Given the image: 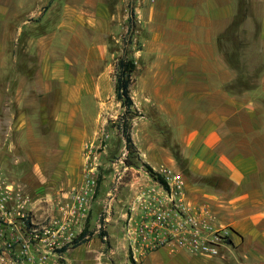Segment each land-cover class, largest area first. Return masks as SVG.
I'll return each mask as SVG.
<instances>
[{"label": "crops", "instance_id": "0c3cea01", "mask_svg": "<svg viewBox=\"0 0 264 264\" xmlns=\"http://www.w3.org/2000/svg\"><path fill=\"white\" fill-rule=\"evenodd\" d=\"M145 1L134 6L131 166L180 173L186 201L231 234L214 256L163 246L135 261L123 225L153 182L124 178L105 209L107 173L91 211H104L106 241L84 236L64 251L65 264H264V0ZM121 13L114 0H0V122L15 171L38 180L35 218L53 215L80 182L83 144L113 103L121 108L109 61ZM253 58L259 77L237 81V59Z\"/></svg>", "mask_w": 264, "mask_h": 264}, {"label": "built area", "instance_id": "2783aa9c", "mask_svg": "<svg viewBox=\"0 0 264 264\" xmlns=\"http://www.w3.org/2000/svg\"><path fill=\"white\" fill-rule=\"evenodd\" d=\"M108 138L109 133L100 130V141ZM97 141L98 138L83 144L81 180L65 195L57 198L53 215L35 221L25 217L23 207L17 211L23 221L19 227L21 239L16 263L65 264L64 250L82 233L97 192L100 156ZM127 156L128 149L123 145L120 156L113 163L121 164V171H115L104 208H111V201L125 174L131 172L133 179L143 178L153 182V185L140 188L141 193L136 198L138 209L135 205L130 207L134 215L127 219L123 227L132 258L137 261L138 257L163 246L217 255L231 231L227 227H215L214 217L206 206L195 207L186 201L182 175L164 166L150 172L143 166L126 165ZM13 192L11 188L6 200H14L11 196ZM7 214L10 213L7 211ZM102 227L97 225L98 229ZM102 238L105 240L106 236L103 234Z\"/></svg>", "mask_w": 264, "mask_h": 264}, {"label": "rangeland", "instance_id": "374dc122", "mask_svg": "<svg viewBox=\"0 0 264 264\" xmlns=\"http://www.w3.org/2000/svg\"><path fill=\"white\" fill-rule=\"evenodd\" d=\"M149 1V0H148ZM116 4H119L122 9L121 15L119 14V18L117 20V30H115L113 34V38H110L109 41V51H110V63L114 68V73H116V64L118 62L119 57L127 54L128 57H132V53L134 50L138 49L141 45V42L138 39V34L140 30V24L136 20L134 13V6L137 3H145V0H114ZM131 14V15H130ZM130 16L132 17L130 19ZM240 17H237V22H239ZM232 28V27H231ZM238 33V37H239ZM239 42V39H237ZM237 42V44H238ZM239 47L237 46V49ZM239 50V49H238ZM133 58V57H132ZM255 63L249 65L245 63L244 59H237V68L238 70V80L239 82L245 81V77L247 75L251 76L252 79L256 80L258 73H255L256 70H259L260 60L252 59ZM259 68V69H258ZM247 74V75H245ZM114 101H117L116 98ZM120 103V102H119ZM111 111L113 113L112 117H108L107 121L100 122L98 128L100 130H104V132L111 134V140L103 139L100 141V130L98 129L95 132L93 139L98 138L96 142L99 145L98 151L100 152L99 156V168H98V188L99 183L104 180L107 173L115 174V171H121V164L113 165L115 160L118 159L121 153V149L123 145H126L120 141V137L124 136V123H130L128 121L127 113L125 109L121 106H111ZM104 114V113H103ZM106 115V114H104ZM102 123V124H101ZM98 124V123H97ZM5 123L0 122V264H18L16 263V255L19 253V239H21V234L19 231V227L23 221L22 218L17 214V211L20 207H23L22 210L25 214V217L30 219H34L35 221H42L44 218L49 217L51 215L35 218L32 213V209L29 208L28 205L35 204L37 196H33V190L37 188V184L35 181H38L37 178H34V174H30L28 169L23 170L22 176H19L20 171H15L21 169L16 164H13L14 155L12 152H9L8 149V141L5 140ZM130 132V128H129ZM124 138V137H123ZM90 141V140H89ZM125 141V139H124ZM126 165L136 164V155L134 153H130L128 149V156L125 160ZM24 166V165H23ZM15 168V169H14ZM17 174V175H16ZM113 174V179H114ZM131 174L127 173L123 176V180L125 181L130 178ZM35 179V180H34ZM113 181V180H112ZM27 182V185H26ZM11 185V186H10ZM13 189V193L11 196L14 200H6L7 196L10 194V189ZM97 188V190H98ZM20 190V191H19ZM19 191V192H18ZM97 193V192H96ZM108 197V196H107ZM35 201V202H34ZM55 200V206H56ZM39 204H41L39 202ZM93 206V204H92ZM16 209V211L14 210ZM95 212L91 214V211L84 222L82 232L86 229L87 240L88 238L93 236V232L97 238H102L103 235V227L101 229L97 228V225L100 224L103 226V215L104 211L99 215L98 208L94 209ZM8 213L10 214H7ZM98 214V216H97ZM114 215H118L117 210L113 211ZM124 226V225H123ZM108 228V226H107ZM84 229V230H83ZM85 240V239H84ZM86 240V241H87ZM102 241H106L102 238ZM71 248V247H70ZM65 251V250H64ZM129 252V251H128ZM131 256V254H130ZM67 259L70 258L69 255L66 256ZM65 261V258H64ZM68 263V260H67Z\"/></svg>", "mask_w": 264, "mask_h": 264}, {"label": "trees", "instance_id": "16d2710c", "mask_svg": "<svg viewBox=\"0 0 264 264\" xmlns=\"http://www.w3.org/2000/svg\"><path fill=\"white\" fill-rule=\"evenodd\" d=\"M131 15V14H130ZM132 17L130 16V19ZM135 70V63L132 57H128L125 53L121 57H119L118 62L116 64V73H115V98L120 105L125 109V112L128 114V121L135 115V112L132 109V99L129 94V86L131 83V76ZM130 123H124V139L127 149H129L130 153L135 154V149L132 144V140L130 137ZM150 172L152 171L150 167L145 166ZM86 235V229L72 242V246H76L77 244L84 241V236ZM102 236V235H101ZM66 250V249H65Z\"/></svg>", "mask_w": 264, "mask_h": 264}]
</instances>
